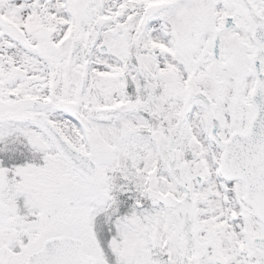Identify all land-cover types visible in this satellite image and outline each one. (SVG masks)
<instances>
[{
  "label": "snow or ice",
  "instance_id": "1",
  "mask_svg": "<svg viewBox=\"0 0 264 264\" xmlns=\"http://www.w3.org/2000/svg\"><path fill=\"white\" fill-rule=\"evenodd\" d=\"M0 264H264V0H0Z\"/></svg>",
  "mask_w": 264,
  "mask_h": 264
}]
</instances>
